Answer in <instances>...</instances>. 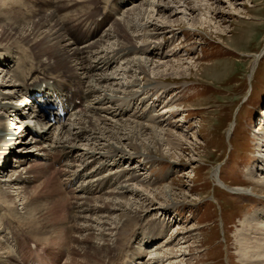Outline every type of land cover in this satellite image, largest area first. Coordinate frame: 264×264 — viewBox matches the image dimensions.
<instances>
[{
  "label": "rangeland",
  "instance_id": "obj_1",
  "mask_svg": "<svg viewBox=\"0 0 264 264\" xmlns=\"http://www.w3.org/2000/svg\"><path fill=\"white\" fill-rule=\"evenodd\" d=\"M142 1L141 12L134 11L139 4L124 1L120 7L124 22L142 25L144 22L140 23V18H143L147 22L163 26L166 33L156 36L152 32H146L147 28L138 26L129 45H143L144 55L140 53L130 59H147L153 64L151 70L162 62L168 63L167 66L170 67L179 64L180 68L175 75L172 71L166 72L169 73L167 78L165 76V79H160L167 85L166 89L146 90L144 86L148 77L137 75L132 78L131 72L126 71L125 62L121 61L117 68L119 70L114 75L117 80L115 83L126 80L137 86L124 91L120 89L121 92H135L137 88L144 90L128 98L129 113L117 120L124 119L154 127L166 141L162 147L155 148L159 153L152 154V159L145 160L141 156L121 159L104 154L106 158L98 159L94 166L98 170L102 165L104 170H100L101 175L110 178L108 190L112 186L117 191L119 186L127 185L141 191V196L132 192L123 193L117 196H122L120 200L143 204L142 197L148 196L149 204L141 206L143 210L139 217L135 218V214L130 212L126 214L98 207L93 214L87 215L93 220L103 214L107 215L112 219L113 224L109 221L111 226L117 229L113 232H118L119 227L126 224L121 229L122 233L125 232L120 240L123 243L122 249L118 247L109 256L114 257V264H243L237 256L235 241V233L240 228L239 222L244 217H249L252 222L260 223L264 220V188L249 182L250 179L258 180L261 174L264 175V129L259 130L264 127V118L261 121L259 119L264 114V0H162L158 9L154 10L153 20H148L144 13V10H151L148 5L151 1ZM206 3L213 5L210 12L204 8ZM30 5L32 9H44L46 3L34 0ZM193 7L197 10L190 11ZM94 13L95 11L92 12ZM1 14L6 15L4 9ZM14 20L15 18H10V21ZM30 20L31 23L35 22ZM3 21L0 17V24L10 26L9 21ZM19 25L22 23L17 24ZM106 28H110V25L102 30ZM109 41H112L111 44L115 42L111 39ZM154 41L162 45L159 50L151 47ZM0 54L12 56L16 63H20L19 58H23L34 66L38 65L33 61L37 55L19 45L12 48L4 46L0 49ZM145 55H149L151 59ZM48 57L56 62L50 51ZM254 65L255 71L252 74ZM43 66L41 63V67ZM190 66L197 67L190 69ZM186 68L189 70L184 71ZM152 76L149 74V80H153ZM20 96L15 103L18 104L21 100ZM115 109L121 108L118 106ZM12 121L15 123L14 119L7 118V125L11 127ZM232 123L234 130L228 136ZM11 131L14 132L13 129ZM148 132L147 130L145 134ZM80 144L81 148H87L86 142ZM9 154L7 153L5 164L0 163L3 165L0 170L2 180L6 173L7 176L10 175L13 166L18 165ZM78 158V165L85 162L82 157ZM216 168H219L217 180L227 189L217 185L213 177ZM248 169H252L251 175H248ZM35 175L29 188L40 185L47 178L54 179L50 173ZM57 184L59 189L55 188L56 194L51 188L50 192L45 193L50 195L51 201L43 195L38 199L39 205L51 204L60 196L67 201L72 199L71 192L67 197L60 184ZM164 187L173 190L175 196L169 198L166 194V200L157 199ZM234 188L252 190L253 194L231 193L229 189ZM158 201L164 204L163 209L160 204L155 203ZM19 205L17 214L13 216L16 220L21 218H18V213H24L23 206ZM6 206L8 203L2 204L0 216H4ZM62 224H66L64 218ZM9 225L5 221L0 222V246L3 244L0 261L3 260L4 264H23L19 257L24 255L27 264H32L35 257L40 256V251H31L26 245L24 254H21L16 249L18 239L14 236L13 226ZM86 225L92 229L87 234L96 237L99 235V239L103 241L109 240V229L106 233H99L98 229L92 228L95 227L94 222ZM102 228H107V225L101 227V231ZM159 232L164 236L162 239L156 238L154 244L152 239ZM94 243L92 247L97 245ZM70 245L71 243L68 246ZM60 250L66 254L68 247H61ZM132 252L142 256L141 259L132 261L130 257L135 255ZM170 252L173 255H169ZM81 256L76 252L75 261ZM104 259L109 261L108 258H101Z\"/></svg>",
  "mask_w": 264,
  "mask_h": 264
},
{
  "label": "bare ground",
  "instance_id": "obj_2",
  "mask_svg": "<svg viewBox=\"0 0 264 264\" xmlns=\"http://www.w3.org/2000/svg\"><path fill=\"white\" fill-rule=\"evenodd\" d=\"M31 1L34 0H0L1 20L9 21L10 24V26L0 24V49L4 46L12 48L19 45L30 53H34L35 56L37 55L33 61L38 64L34 66L33 63L23 58H19L20 63H16L12 56L7 57L5 54H0V163L5 164L7 153H10L9 155L14 157L18 163L16 167L13 166L14 169L10 171L9 176L6 173L4 174L5 179H0V208L2 209V204L8 203L4 216H0V222L5 221L7 225L13 226L14 236L18 239L16 249L21 254H24L25 249L31 245L29 242H32L38 246H35L36 250L42 251L46 264H114V257L109 256L118 247L122 249L123 243L120 240L125 232L122 233L121 229H124L126 224H122L118 232H113L116 227L111 226L112 219L107 215L103 214V216L94 218L96 220L88 215L93 214L98 207L126 214L130 212L135 214L136 218L142 213L141 206L144 204L145 207L149 204V199L148 196L142 197L143 204L120 200L122 196H117L123 193L132 192L134 195L141 196V191L136 189L135 191L127 185L119 186L117 191L113 190L112 186L108 190L107 185L110 178L101 175L100 170H104L102 165L98 167V170L94 166L98 159L106 158L104 154L121 159L141 156L148 160L152 154L159 153L155 151V148L162 147L166 141L161 135L159 136L158 130L154 127H146L141 123L124 119L117 120L129 113L127 112L129 109L127 100L130 96L139 94L140 90L137 88L135 92L128 91L124 94L120 89L124 91L136 88V83H128L126 80H119L115 83L117 80L114 75L119 70L117 69L119 63L124 61L126 71L131 72L132 78L137 75L148 77L144 86L146 90H164L167 85L163 84L160 79H165V76L169 74L166 72L172 71L175 75L180 65L170 67L167 66L168 63L162 62L163 64H157L151 70L150 67L153 64L147 59H130L131 56L140 53L144 55L143 45L140 47L129 45L138 26L147 28L146 32H152L156 36L164 35L166 29L147 22L143 18H140V23L144 22L142 25L124 22L125 19H122L123 15L119 7L124 4L125 0H41L46 3L44 9L41 7L32 9ZM150 1L148 5L151 10H144V13L148 20H153L154 10L158 9L162 0ZM127 2L139 4L134 11L143 7L142 0H126ZM212 6L206 3L204 8L210 12ZM2 9L6 17L1 14ZM189 10L196 11L197 9L193 7ZM93 11H95L94 14H92ZM201 12H203L202 9ZM101 17L102 20L98 21ZM10 18H15V20L10 21ZM30 19L35 22L31 23ZM19 23L22 25L17 26ZM107 25H110V28L101 31ZM109 39L115 42L111 44L112 41L110 42ZM161 46L154 41L151 47L159 50ZM49 51L56 62H52L48 57ZM9 61L10 64L4 66ZM167 67L168 70H166ZM190 67L192 69L197 66ZM254 69L255 65L252 68V74ZM188 70L189 68L184 69V71ZM111 71L112 73L109 74ZM149 74L153 75L154 81L149 80ZM140 88L142 89L143 86ZM33 93H51L61 101L65 100L72 107L68 120L62 124H50L46 122L42 113L31 110L27 116H15V123L12 121L11 127L7 125V118L11 117L12 113L20 111L15 103L17 98L20 95ZM77 100H80L79 105L76 104ZM118 106L120 110L115 109ZM25 109L26 105L22 109L23 114H25ZM263 129L264 127L259 130ZM147 130L149 132L145 134ZM233 130L234 124L232 123L227 135L230 136ZM28 136L29 139H27ZM82 142H86L87 148L80 147ZM17 145H19L18 148ZM14 148L17 149L13 151ZM79 156L85 161L80 165H78ZM3 165H0V170ZM218 171L219 168L214 169L213 177L218 186H224L227 189L217 180ZM35 173H50L54 179L47 178L43 183L41 181L40 185L29 188V184L34 182ZM252 173V169H248V175ZM57 182L67 197L72 194V199L67 201L60 196L51 204L39 205L38 199L44 197L46 192H50V188L55 192ZM249 182L264 188V175L261 174L258 180L250 179ZM229 191L236 194H253L252 190L248 189L234 188ZM166 194L169 198L175 196L173 190L164 187L162 193L157 195L159 196L157 199L166 200ZM46 195L45 197L50 200V195ZM17 203L23 206L22 210H24L23 214L18 213L20 220L13 218L17 214ZM155 203L160 204L159 201ZM159 206L162 207L164 204ZM63 218L66 221L65 225H61ZM93 222L95 227L92 228L98 229L99 233H106L109 229V240L103 241L99 239V235L96 237V235L87 234V231L92 229L86 223L93 224ZM105 225L107 228H102L103 231H101L100 228ZM239 227L235 233V241L240 261L244 262L243 264H264V220L260 223L252 222L249 217H244L240 220ZM80 235L82 237H79ZM156 236L152 239L153 243L156 238L162 239L164 235L159 232ZM113 237L114 240H111ZM94 242L97 245L92 247ZM69 243H71L70 247ZM1 246L0 252L3 249ZM61 247H68V255L60 250ZM88 247L92 248L87 249ZM76 252L82 255L78 261L74 259ZM133 254L135 255L130 257L132 261L142 257L137 256L136 253ZM169 255L173 253L170 252ZM19 258L23 264L28 263L24 255H20ZM101 258H108L109 261L101 260ZM0 264H4V261L1 260Z\"/></svg>",
  "mask_w": 264,
  "mask_h": 264
}]
</instances>
